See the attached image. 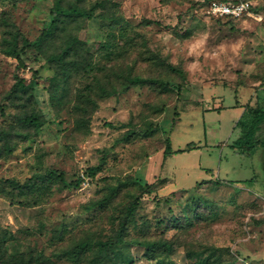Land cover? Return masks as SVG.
I'll list each match as a JSON object with an SVG mask.
<instances>
[{
  "label": "rangeland",
  "instance_id": "1",
  "mask_svg": "<svg viewBox=\"0 0 264 264\" xmlns=\"http://www.w3.org/2000/svg\"><path fill=\"white\" fill-rule=\"evenodd\" d=\"M104 1L41 51L27 50L23 66L0 45V132H11L0 136V264L28 252L74 264L56 253L117 233L173 244L149 259L130 243V264H264V143L253 154L230 145L241 104L264 98V0L235 21L210 16V0ZM53 3L0 0V40L5 28L34 39ZM69 33L85 42L88 64L56 79L46 58ZM15 75L32 91L8 97ZM126 75L160 82L125 86ZM30 112L39 128L19 122ZM50 168L66 183L82 177L80 187L48 178L21 193L11 183Z\"/></svg>",
  "mask_w": 264,
  "mask_h": 264
},
{
  "label": "trees",
  "instance_id": "2",
  "mask_svg": "<svg viewBox=\"0 0 264 264\" xmlns=\"http://www.w3.org/2000/svg\"><path fill=\"white\" fill-rule=\"evenodd\" d=\"M104 4V0H99L86 7L72 2H64V0H54L50 23L42 29L34 39L29 40L22 36L16 28H5L0 40L2 51L15 57L18 65L23 66V57L27 50L34 48L41 51L50 40L56 38L60 31L65 29L67 22L78 18H92L95 15V8L97 6L103 7ZM223 18H226L227 21L237 20L230 17ZM3 23L7 25V22L4 21ZM84 44L85 42L77 35L69 33L65 39H63V44L60 46L59 50L50 52L47 55V61L55 67L54 77L56 79L67 80L73 70H77L88 64L85 58H79L80 54L84 52ZM167 67L170 70L176 71V68L171 64H167ZM144 82L158 83L160 81L156 78L138 75H126L124 77L125 86ZM32 89V80L25 82L22 77L15 75V80L8 92V97L28 93L32 91ZM18 120L21 124L33 126L34 128H39L42 124L40 116L35 112L25 113L19 116ZM234 126L238 129L239 133L230 144L231 147L238 153L253 154L257 148L264 143V135L261 134L264 127V103L262 101L256 102L255 104L247 102ZM9 133L11 134V132L7 130H2L0 136L5 138ZM192 148H194V146L188 144L184 149L178 151L190 150ZM100 169L101 164L98 163L88 166L85 173L87 176L93 177ZM48 178H55L62 182L63 185L73 188L80 187L83 180L82 177H77L66 183L61 171L50 168L43 173H34L22 183L13 180H11V183L21 193H25L26 191H31L37 181H43ZM147 185L149 186L151 184ZM137 206L138 198H135L127 207L126 213L128 215L132 214ZM130 243L142 246L149 259L154 258L156 252L168 255L173 249V244L171 240L168 239H124L121 234L117 233L113 239H80L68 247L61 249L56 253V256L66 258L74 264H79L81 258L87 254H89L88 264H117V259L121 264H130L132 262V256L128 252ZM205 249H207V247L199 251V256L205 252ZM32 259L35 260L36 264H42L45 263L48 258L41 254L34 256L31 252L26 253V255L19 253L16 256H11L8 260L2 259V264H31Z\"/></svg>",
  "mask_w": 264,
  "mask_h": 264
},
{
  "label": "built area",
  "instance_id": "3",
  "mask_svg": "<svg viewBox=\"0 0 264 264\" xmlns=\"http://www.w3.org/2000/svg\"><path fill=\"white\" fill-rule=\"evenodd\" d=\"M206 11L214 18L239 19L252 14L250 0H211L206 6Z\"/></svg>",
  "mask_w": 264,
  "mask_h": 264
},
{
  "label": "crops",
  "instance_id": "4",
  "mask_svg": "<svg viewBox=\"0 0 264 264\" xmlns=\"http://www.w3.org/2000/svg\"><path fill=\"white\" fill-rule=\"evenodd\" d=\"M260 83H262V81L261 80H259L258 82H255V83H253L254 85H260ZM263 84V83H262ZM258 88H264V84H263V86H259ZM250 101V103L251 104H255L256 102H259V101H262L263 103H264V98H259V97H257L255 100H253L252 101V99L250 98L247 102H249ZM246 102V103H247ZM246 103H244V104H241V106H242V108H240L239 109V116H240V114L242 113V111H243V108H244V105L246 104ZM236 122V121H235ZM263 151H264V148H263ZM263 168H264V162H263Z\"/></svg>",
  "mask_w": 264,
  "mask_h": 264
}]
</instances>
